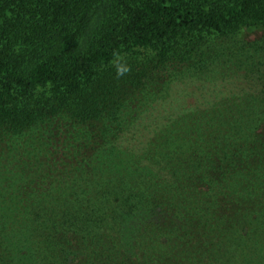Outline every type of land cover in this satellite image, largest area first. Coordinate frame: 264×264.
I'll use <instances>...</instances> for the list:
<instances>
[{"label":"trees","instance_id":"trees-1","mask_svg":"<svg viewBox=\"0 0 264 264\" xmlns=\"http://www.w3.org/2000/svg\"><path fill=\"white\" fill-rule=\"evenodd\" d=\"M0 264H264V0H0Z\"/></svg>","mask_w":264,"mask_h":264},{"label":"clouds","instance_id":"clouds-1","mask_svg":"<svg viewBox=\"0 0 264 264\" xmlns=\"http://www.w3.org/2000/svg\"><path fill=\"white\" fill-rule=\"evenodd\" d=\"M130 72V67L127 64H118L117 65V75L123 76Z\"/></svg>","mask_w":264,"mask_h":264}]
</instances>
